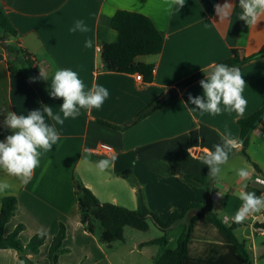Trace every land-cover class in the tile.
<instances>
[{
	"label": "crops",
	"instance_id": "0c3cea01",
	"mask_svg": "<svg viewBox=\"0 0 264 264\" xmlns=\"http://www.w3.org/2000/svg\"><path fill=\"white\" fill-rule=\"evenodd\" d=\"M226 2L230 3L225 9L227 15L219 19L214 6H223ZM0 6L18 34L16 38L7 37L0 26V37H7L8 44L15 43L25 50L39 73L47 74L42 87H36L29 77L12 74L7 55L0 52V141L16 131L3 123L9 111L27 115L47 105L54 113L59 112L63 99L49 94L57 69L70 68L77 72L85 91L100 84L110 93L101 108L81 109L78 117L66 119L63 125L45 114L46 122L55 125L60 139L50 152L43 154L29 184L23 185L16 177L0 170V181L12 185L8 194L0 195V210L3 198L18 199V210L5 227V234L23 225L20 239L24 243L36 234L47 237L40 253L29 256L35 263L49 264L47 254L51 242L59 225L64 224L67 235L63 246L69 252L59 257L62 264H113L112 255L100 243L97 230L90 234L81 224L75 180L89 188L101 203L129 210L137 208L135 180L145 191L148 207L164 220L175 210L202 203L209 196L214 212L218 216L223 214L221 219L228 225L235 222L233 217L243 203L239 198L241 191L255 192L257 196L264 194L261 183L264 181V115L250 135L246 150L250 161L237 151L223 166L221 175L207 176L203 187L186 182L175 171L176 168L198 178L206 172L209 175L201 157L209 150L214 151L213 146L222 143L225 135L235 141L236 150L239 148L238 121L264 107V57L238 66L247 82L242 93L247 100L243 117L234 111H222L218 115L201 113L188 103L189 94L203 95L199 81L207 75L204 73L199 81L182 91L178 89V96L159 111L127 127L149 105L177 88L178 83L202 72L201 69L229 59L233 50L241 56L263 50L264 14L257 25L249 27L238 19L242 11L238 0H186L179 11L173 10L171 14L165 11V0H0ZM119 10L148 16L165 35L159 55L136 59V62L154 65L152 83L138 81V74L110 72L101 60L98 48L118 39V33L104 19ZM77 20H83L89 31L70 32ZM89 39L93 41L92 48L85 47ZM19 71L28 75L21 64ZM100 122L124 129L116 130ZM101 143L112 146L113 152L95 153ZM86 149H91V153ZM103 159L113 160V165L101 172L95 162ZM242 167L250 173L246 181L235 172ZM128 171L133 173V178L120 177ZM262 222L264 210L249 214L242 222L245 226L236 230L237 237L246 242L251 264H264V230L255 226ZM125 235L126 229L124 238ZM152 241L136 245L143 250ZM112 245L106 246L112 248ZM158 258L153 259L154 264ZM0 264L24 263L15 251L0 250Z\"/></svg>",
	"mask_w": 264,
	"mask_h": 264
},
{
	"label": "trees",
	"instance_id": "16d2710c",
	"mask_svg": "<svg viewBox=\"0 0 264 264\" xmlns=\"http://www.w3.org/2000/svg\"><path fill=\"white\" fill-rule=\"evenodd\" d=\"M104 21L108 27L118 33L116 42L105 43L101 47L100 57L106 69L117 74H140L143 76L144 83H152L154 65L136 62V59L159 55L165 42L164 33L157 29L148 16L137 12L119 10L114 16L104 19ZM0 26L7 37H17L16 30L1 6ZM7 37H0V52H4L7 55L10 72L24 78L29 77L34 86L42 87L43 79H40L38 67L32 57L25 50L19 48L17 44H8L6 42ZM263 57L264 49L251 56H241L239 51L233 50L232 56L220 63L238 67ZM20 64L28 71V75L19 71ZM204 75V72L194 74L178 83L176 87L182 91L202 79ZM33 78L35 79L33 80ZM166 103H161V101L153 102L127 127L133 126L159 111ZM263 115L264 107L238 121L240 128L239 144L242 148L239 154L248 161H250V158L246 150L250 143V135ZM100 124L116 130L124 129L104 122H100ZM236 153L237 150L235 148L230 154V158ZM253 165L256 170L260 171L258 166ZM175 171L186 182L199 187L204 186L208 176V172H206L204 177L198 178L185 174L176 168ZM120 177L131 179L133 178V173L128 171L120 174ZM134 183L137 191V208L129 210L111 203H101L89 188L75 180V197L81 224L84 226L85 231L90 234H94L99 225L101 227L98 236L100 243L110 245L117 241H124L126 228L146 232L149 229L148 220L151 219L163 232V236L150 243L167 246L168 232L177 222L184 220L187 221V224L176 241V248L166 249L156 260L155 264H251L246 242L240 240L236 235V230L245 226V224L242 222L226 224L214 212L213 202L209 196L202 203H191L180 211L175 210L167 220H164L148 207L143 187L135 180ZM17 210L18 199L16 197H5L2 199L0 210V250H13L19 255L20 260L24 264H37L29 256H37L40 253L47 239L46 235L36 234L28 243H24L20 239V233L24 230L23 225H18L13 232L8 235L5 234V227L15 216ZM255 226L264 230V222L257 223ZM210 228L215 229L217 235L203 238L204 246L202 249L199 252L194 251L192 246L199 230L202 229L204 235L208 234L209 236L208 231ZM66 235V226L60 224L58 233L53 238L47 254L49 264H62L59 261V257L69 252L63 246Z\"/></svg>",
	"mask_w": 264,
	"mask_h": 264
},
{
	"label": "clouds",
	"instance_id": "9594fccd",
	"mask_svg": "<svg viewBox=\"0 0 264 264\" xmlns=\"http://www.w3.org/2000/svg\"><path fill=\"white\" fill-rule=\"evenodd\" d=\"M185 3L186 0H165V11L168 14L173 10L179 11ZM229 4L226 2L223 6L220 4L214 6L219 19L227 15L225 9ZM238 5L242 10L238 19L249 27L257 25L264 14V0H238ZM69 31L88 32L89 28L83 20H77ZM85 47L92 48L93 41L86 40ZM205 70H208V74L199 81L203 95L193 97L189 94L188 103L195 105V109L201 113L218 115L222 111H234L243 117L247 100L242 93L247 82L243 79L239 67L219 63L201 69L202 72ZM40 79L47 80L46 72L40 71ZM49 94L52 98L63 99L59 112L54 113L53 108L47 105H44L43 110H32L27 115H17L16 112L9 111L3 122L9 130L16 131L0 141V170L16 177L23 185L31 182L43 154L50 152L60 139L55 125L46 122L45 114L57 124L63 125L66 119L78 117L81 109L101 108L110 95L108 89L100 84H94L85 91V85L78 73L70 68L57 69L54 72ZM221 105L224 106L223 109ZM236 146L235 141L225 135L222 137V143L213 146L214 151L209 150L201 157V162L209 168L208 176L217 178L221 175L223 166L228 163L230 154ZM85 151L91 153V149ZM112 165L113 160L110 159L95 162V167L101 172ZM235 172L245 181L250 175L248 169L243 167L236 169ZM11 187L7 181H0V195L8 194ZM239 198L243 203L233 217L237 223L243 222L249 214L264 210V194L257 196L255 192L241 191Z\"/></svg>",
	"mask_w": 264,
	"mask_h": 264
},
{
	"label": "rangeland",
	"instance_id": "374dc122",
	"mask_svg": "<svg viewBox=\"0 0 264 264\" xmlns=\"http://www.w3.org/2000/svg\"><path fill=\"white\" fill-rule=\"evenodd\" d=\"M144 58H150V56H146ZM160 217L162 218V216ZM219 217L223 218V214L219 213ZM148 224L149 229L146 232L126 228L124 241L114 242L112 248H109L106 244H104L106 252L112 255L111 259L113 260V264H154L153 259L160 257L166 249L176 248V241L184 231L187 221H179L172 227L170 231V242L167 246L164 247L161 244H147L146 248L141 250L136 244H139L142 241L149 242L163 236V232L151 219L148 220ZM100 231L101 227L98 225L97 232L100 233ZM208 233L209 236L208 234L204 235L202 229L199 230L192 246L194 251L199 252L202 249L203 238H208L210 235L211 237H215L217 235L216 230L211 228ZM141 251L142 255L140 256L138 254H140Z\"/></svg>",
	"mask_w": 264,
	"mask_h": 264
},
{
	"label": "built area",
	"instance_id": "2783aa9c",
	"mask_svg": "<svg viewBox=\"0 0 264 264\" xmlns=\"http://www.w3.org/2000/svg\"><path fill=\"white\" fill-rule=\"evenodd\" d=\"M98 51L100 52L101 51V48H98ZM136 79L138 81H141L142 82L143 81V76L140 75V74H138L137 77H136ZM112 152H113L112 146H110L108 144H104V143H101L98 146L97 150L95 151V153H97V154H106V155H109ZM261 183L264 185V181L263 180H261Z\"/></svg>",
	"mask_w": 264,
	"mask_h": 264
},
{
	"label": "water",
	"instance_id": "95a60500",
	"mask_svg": "<svg viewBox=\"0 0 264 264\" xmlns=\"http://www.w3.org/2000/svg\"><path fill=\"white\" fill-rule=\"evenodd\" d=\"M205 74H208V70L204 71ZM178 96V88L170 89L161 99V103H166ZM241 146L237 149V151H241Z\"/></svg>",
	"mask_w": 264,
	"mask_h": 264
}]
</instances>
